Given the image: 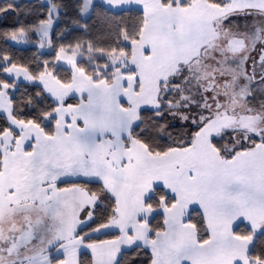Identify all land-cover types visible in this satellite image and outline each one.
Wrapping results in <instances>:
<instances>
[{"label": "snow or ice", "instance_id": "6c2138e0", "mask_svg": "<svg viewBox=\"0 0 264 264\" xmlns=\"http://www.w3.org/2000/svg\"><path fill=\"white\" fill-rule=\"evenodd\" d=\"M24 14L0 40L35 37L55 56L34 69L0 49V264H85L82 248L86 264L127 249L147 264H264V0H76L71 17L47 0ZM62 14L79 34L57 45ZM21 78L37 91L18 103Z\"/></svg>", "mask_w": 264, "mask_h": 264}, {"label": "trees", "instance_id": "16d2710c", "mask_svg": "<svg viewBox=\"0 0 264 264\" xmlns=\"http://www.w3.org/2000/svg\"><path fill=\"white\" fill-rule=\"evenodd\" d=\"M5 0H0V3H4ZM13 2L20 8L22 11L20 15L17 16L16 13H8L7 15H0V33L10 30L15 26H18L20 21L24 23H30L35 16L33 15H25V11L28 9H32L37 15H43L47 11V4L43 3L42 0H13ZM58 3L64 5V10H66L68 17H71L73 14V8L76 3V0H57ZM97 5H101V0H95ZM63 11V10H62ZM104 12L103 7H99L92 15L91 19L88 20V23L93 28V32H97L103 28V22L100 17H102ZM138 13L133 12L131 14L125 12L122 15L125 18H128L130 15L135 16ZM68 24L70 26V21L62 14L59 21L54 25V30L52 32V38L55 44L59 43H67L70 40H73L76 35L79 33L77 32H67L65 30V26ZM64 31L63 37H60V33ZM35 37H33V42H29L23 45H14L12 42L5 44L2 40H0V49H6L10 51L14 58L19 59L24 63H30L32 68H36L37 63H42L45 59H52L55 56V49L49 48L45 46L44 48H39L38 44L34 42ZM18 87L14 92L13 99H15L18 103L22 98H26L28 95H35L37 88L30 83L26 82H17ZM76 100L69 99L68 103H75ZM28 113V109H25V114ZM5 123V119L2 114H0V124ZM79 182V181H78ZM87 183V187L92 190L97 189V184L93 182H84ZM102 207V206H101ZM101 212V208L97 209V219H99V215ZM198 212L199 209H195L192 211L191 217L193 220L198 219ZM162 216H156L152 219L153 225L161 223ZM95 224H91V227H95ZM89 228V227H88ZM108 234H101L99 236L93 237L94 239H111L114 237V232H107ZM150 253L141 252L139 255L136 254L135 249L125 250L124 255L121 257V264H147L148 256ZM90 258V255L86 252L80 253V259L82 261L87 262Z\"/></svg>", "mask_w": 264, "mask_h": 264}, {"label": "rangeland", "instance_id": "374dc122", "mask_svg": "<svg viewBox=\"0 0 264 264\" xmlns=\"http://www.w3.org/2000/svg\"><path fill=\"white\" fill-rule=\"evenodd\" d=\"M98 1H100V0H98ZM42 2L43 3H46L47 4V0H42ZM234 19H237V18H234ZM241 23H243V21L241 20L240 21ZM19 45H23V44H19ZM18 82H26V83H29V82H27V81H24L23 80V78H21ZM226 139H227V137H226ZM80 179H84V178H80ZM70 181L71 182H76V183H83V182H81L80 180H75V179H72V178H70ZM79 181V182H78ZM84 182H93V181H84ZM62 187L63 186H65V185H61ZM196 209H198V206L196 207ZM191 214H192V212H191ZM82 219H86V213H84V214H82V217H81ZM78 231L81 233V235L84 233V232H89L90 231V228H88V226H80L79 228H78ZM110 231H112V230H106V232H110ZM101 234H103V233H95V234H92V236L93 237H95V236H99V235H101ZM127 250H131V249H127Z\"/></svg>", "mask_w": 264, "mask_h": 264}, {"label": "crops", "instance_id": "0c3cea01", "mask_svg": "<svg viewBox=\"0 0 264 264\" xmlns=\"http://www.w3.org/2000/svg\"><path fill=\"white\" fill-rule=\"evenodd\" d=\"M75 180H77V179H75ZM78 180H80V181H85V179H80V178H79ZM110 232H114V231H110ZM81 252H86V253H88V254L90 255V251L87 250V249H83V248H82V249L80 250V253H81Z\"/></svg>", "mask_w": 264, "mask_h": 264}]
</instances>
